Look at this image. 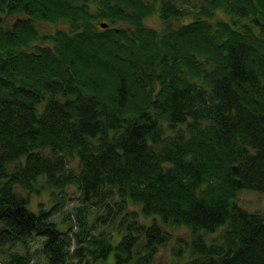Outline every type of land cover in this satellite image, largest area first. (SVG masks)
<instances>
[{
    "label": "trees",
    "instance_id": "16d2710c",
    "mask_svg": "<svg viewBox=\"0 0 264 264\" xmlns=\"http://www.w3.org/2000/svg\"><path fill=\"white\" fill-rule=\"evenodd\" d=\"M0 14V264H158L166 226L192 234L167 264H264V210L240 203L264 192V0H0ZM67 187L79 205L57 222ZM43 190L51 205L33 209Z\"/></svg>",
    "mask_w": 264,
    "mask_h": 264
},
{
    "label": "rangeland",
    "instance_id": "374dc122",
    "mask_svg": "<svg viewBox=\"0 0 264 264\" xmlns=\"http://www.w3.org/2000/svg\"><path fill=\"white\" fill-rule=\"evenodd\" d=\"M195 15H193L194 17ZM219 16L223 17L224 13L220 12L218 14V18ZM16 16H13L11 18L8 19V23L11 24V22L16 19ZM146 23L156 29H161L163 26L162 20L159 16V14L157 12H154L152 15H150L147 19H146ZM37 26L39 28V31L42 34H49V33H55L58 29H64L67 28V23L65 22H58L56 24H50V23H44V22H38ZM66 192L68 193L67 197L64 200V204L62 203V205L57 206L56 208H54V213H53V219L57 222H60L64 219L65 215H67L68 213L72 212L74 207L79 205V200H78V192H75L73 188L71 187H67ZM56 193H59L58 191ZM64 194L61 193V196H63ZM32 202H31V206L33 209L39 207L40 205L42 206H49L52 203V200L50 198V193L49 190H43L42 192H39L38 194H33L32 195ZM240 203L241 205H243L245 208H247L250 211H256V210H260L263 211L264 210V192H259V191H250V190H246V191H242L240 193ZM74 219V218H73ZM143 219L146 222H149L150 220L148 218L143 217ZM74 222V221H73ZM98 230H101L100 224ZM59 228L63 229L64 224L60 223ZM165 229H167L169 232H171L172 234V239L168 242L167 245L162 246L160 249V255L157 258V263L158 264H167L170 261V255H171V249L173 246L176 245V240L181 237L183 239H191L192 238V234H191V230L185 227H169L166 226ZM220 230L213 232V233H209L208 235H206L209 238H214L216 236H218ZM32 249L41 246V243L38 241L37 243H35L34 245H31ZM35 264H46V260L44 258V256L37 254L35 256ZM114 254L113 252L109 255L106 264H114Z\"/></svg>",
    "mask_w": 264,
    "mask_h": 264
},
{
    "label": "water",
    "instance_id": "95a60500",
    "mask_svg": "<svg viewBox=\"0 0 264 264\" xmlns=\"http://www.w3.org/2000/svg\"><path fill=\"white\" fill-rule=\"evenodd\" d=\"M2 20H3V16L0 14V22H2ZM103 27H105L106 26V24H101Z\"/></svg>",
    "mask_w": 264,
    "mask_h": 264
}]
</instances>
